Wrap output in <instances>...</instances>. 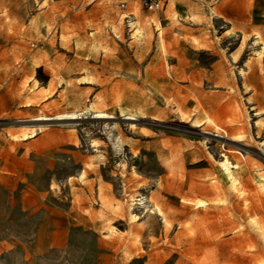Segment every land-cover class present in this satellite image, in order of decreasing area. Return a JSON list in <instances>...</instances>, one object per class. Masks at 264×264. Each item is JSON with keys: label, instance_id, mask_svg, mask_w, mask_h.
I'll return each instance as SVG.
<instances>
[{"label": "rangeland", "instance_id": "rangeland-1", "mask_svg": "<svg viewBox=\"0 0 264 264\" xmlns=\"http://www.w3.org/2000/svg\"><path fill=\"white\" fill-rule=\"evenodd\" d=\"M159 1L148 10L141 0H0V264L264 259V126L256 127L264 125V63L252 34L264 32V0ZM135 23L149 43L133 41ZM227 29L234 34L224 39ZM195 40L210 50L199 54ZM247 62L254 75L244 83L238 69ZM174 70L186 78L175 80ZM177 93L221 108L183 120L171 102ZM97 111L112 117L92 118ZM208 116L228 138L201 126ZM239 128L244 140H229ZM236 157L242 197L218 166ZM196 199L206 205L196 208ZM154 204L170 227L150 214Z\"/></svg>", "mask_w": 264, "mask_h": 264}, {"label": "bare ground", "instance_id": "bare-ground-1", "mask_svg": "<svg viewBox=\"0 0 264 264\" xmlns=\"http://www.w3.org/2000/svg\"><path fill=\"white\" fill-rule=\"evenodd\" d=\"M190 7V6H189ZM214 8V7H213ZM192 9V8H191ZM215 9V8H214ZM213 13L215 11H213V9H210ZM192 14V13H191ZM216 15V12L214 13ZM193 17V16H192ZM217 18H221V16L217 15ZM187 19V18H185ZM148 22V20H147ZM157 23V22H156ZM154 23V26L156 28H158V25ZM149 24V23H148ZM159 24V23H158ZM150 25V24H149ZM148 25V26H149ZM146 26V24H145ZM141 26L136 24L133 26L132 28V38H133V41L137 42L138 41V38L139 39H142L144 41V43H149L150 39L152 38L151 37V33L147 30H144V32H142ZM143 27V26H142ZM154 27V28H155ZM148 28V27H147ZM146 28V29H147ZM149 29V28H148ZM233 29V28H232ZM155 30V29H154ZM162 29H160L158 35H157V43H158V47L161 49L162 53L165 55L166 52H167V47L165 46V43H164V40H163V33L161 31ZM244 33V32H243ZM234 33L230 30V29H227L224 34H223V38L224 39H229L232 37ZM246 36H243L241 37V42L238 46V49L235 53H231L230 54V60H229V64L230 66H234V65H237L238 62H239V59H240V56H241V53L246 45V41L247 39H249V34L248 33H245ZM249 36H248V35ZM253 36H254V41H253V45H259L260 46V50L256 53L257 57L256 59L258 60L257 61V64H262L264 63V32H260V31H255L252 33ZM252 36V35H251ZM95 37V36H93ZM60 38L63 39V36L60 35ZM93 39V38H92ZM253 39V38H252ZM206 42V41H205ZM145 45V44H144ZM194 46H195V49L196 51L199 53V54H203L204 52L206 51H209L211 46L209 44L206 43H200L198 41L195 40L194 42ZM97 47V42L95 39L92 40V45H91V48L92 49H96ZM250 62V61H249ZM247 62L245 64V67H246V70L244 69H238V76L241 78V80L245 83L247 82L250 77H252L254 75V68L251 66V62L249 63ZM259 62V63H258ZM167 66V64H166ZM224 70V69H223ZM173 72V73H172ZM171 73L173 74V77L175 80H184L186 77H185V73L183 70L181 71H172ZM213 73V72H212ZM91 78V77H90ZM209 78V77H208ZM214 78L215 79H218L216 81H219V79L223 78V71L220 67H214ZM213 78V79H214ZM211 79V78H210ZM32 80V79H30ZM29 80V81H30ZM222 81V80H221ZM225 82V81H224ZM221 83V82H220ZM219 83V85H220ZM37 81L35 79L32 80V85L30 88H34L37 87ZM218 85V83H217ZM218 85V87H220ZM222 85V84H221ZM243 85V84H242ZM246 86V85H244ZM223 87V86H222ZM249 87V86H248ZM29 88V89H30ZM247 89V88H246ZM250 89V88H249ZM252 90V89H250ZM248 91V90H247ZM260 97V96H259ZM30 101V100H29ZM171 102L173 103V106H175V111L177 113V115L181 118V119H189L190 116H192L194 113V115L197 117L200 113H204V114H207L208 112H211L212 110H217L218 108H221L219 106V104L215 101H211V98L209 97H204V96H201L200 95V98L197 100V102H194L193 100H187L184 96L180 95L177 93V95L173 98H171ZM171 103V104H172ZM221 105V104H220ZM229 105V104H228ZM230 106V105H229ZM94 108V103L90 102L87 109L88 110H92ZM238 108V107H237ZM239 109V108H238ZM123 112V111H121ZM262 112H264V110H262ZM259 109L255 111L256 115H261L262 113ZM96 113L95 116H93L92 118H96V119H109L111 118L112 116L111 115H108L107 113H104V112H94ZM192 114V115H190ZM209 115V114H208ZM211 117V116H210ZM240 117V116H239ZM239 117L238 119H233V120H230L229 123L231 125H234V124H240V120H239ZM58 118V117H57ZM59 119V118H58ZM61 119V118H60ZM62 119H78L77 117L75 116H71V117H64ZM205 119V118H204ZM213 119V118H212ZM211 118L206 117V120L203 122V124H201L202 122H199L196 118H195V123H200L201 126H205L204 129L205 130H211V127H213L214 129H216V133L217 131H220L223 133L222 135V138L225 137V138H228V133L225 129L221 128L222 126H219V122H215L213 121ZM37 121H41V120H45V119H35ZM124 120H134L130 115H128ZM193 120V119H192ZM193 122V121H192ZM199 125V124H198ZM240 126V125H239ZM262 125L260 123V121H256V127H257V131L258 133L259 130H261L262 128ZM232 128V127H231ZM213 131V130H212ZM221 133V134H222ZM217 135V134H216ZM245 136V132L242 130V129H237L235 131V133H233L232 135L229 136V140L231 141H234V142H238L239 139H243ZM22 137L26 138V134H23ZM244 140V139H243ZM120 143H122V140L120 139ZM262 147H264V143H262ZM198 157V156H197ZM196 157V158H197ZM195 158V157H194ZM193 158V159H194ZM243 158V157H241ZM99 159V158H98ZM236 164L233 165L230 161L228 160H224L222 162H219L218 163V166H219V171L220 173L228 180L229 182V186L230 188L239 196H243V190H242V185L237 177V174H236V170L237 169H240L243 165V162L236 157ZM195 163V162H194ZM84 170L88 169V165H85V167L83 168ZM261 175L260 176H257L258 178V181H257V190H258V193L264 195V181L261 180ZM72 179V177H69L68 178V181H70ZM76 179H80V180H83L84 179V172H81L78 174V176L76 177ZM215 181V180H214ZM230 189V190H231ZM246 192V191H245ZM194 205H196L197 207L196 208H199V207H204L206 205L205 201H203L202 199H196L194 201ZM155 208L152 209L150 211V214H157L158 216L161 217L162 219V223L164 224L165 227H170L171 224L170 222L165 218L164 216V213L163 211L160 209V207H158L157 205H155ZM246 207V206H245ZM135 215H132V219L134 218ZM251 221L253 222L254 221V218L251 219ZM187 224V223H186ZM112 230V229H110ZM260 230L262 231V236H264V227H260ZM114 232V231H113ZM249 249H253L254 250V246H249ZM257 264H264V259H259L256 261Z\"/></svg>", "mask_w": 264, "mask_h": 264}, {"label": "built area", "instance_id": "built-area-1", "mask_svg": "<svg viewBox=\"0 0 264 264\" xmlns=\"http://www.w3.org/2000/svg\"><path fill=\"white\" fill-rule=\"evenodd\" d=\"M148 10H157L162 7V3L159 0H141ZM121 6H124V3H121Z\"/></svg>", "mask_w": 264, "mask_h": 264}]
</instances>
